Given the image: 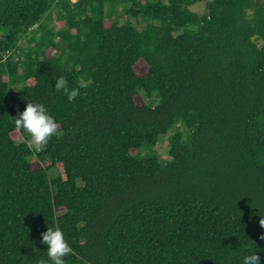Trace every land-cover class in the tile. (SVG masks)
Returning a JSON list of instances; mask_svg holds the SVG:
<instances>
[{"label": "trees", "instance_id": "obj_1", "mask_svg": "<svg viewBox=\"0 0 264 264\" xmlns=\"http://www.w3.org/2000/svg\"><path fill=\"white\" fill-rule=\"evenodd\" d=\"M47 228L65 264H264V0H0V264Z\"/></svg>", "mask_w": 264, "mask_h": 264}, {"label": "clouds", "instance_id": "obj_2", "mask_svg": "<svg viewBox=\"0 0 264 264\" xmlns=\"http://www.w3.org/2000/svg\"><path fill=\"white\" fill-rule=\"evenodd\" d=\"M54 88L57 91L68 93L70 102L79 95L76 89L68 91V82L63 77H58L55 80ZM13 121L17 129L28 133L36 145L46 147L50 139L57 133L56 118L40 102H28L24 111ZM41 244L46 246L47 259L41 260L39 264H65V257L72 252L65 233L60 228H47V231L42 234ZM243 264H260V257L254 251L243 257Z\"/></svg>", "mask_w": 264, "mask_h": 264}, {"label": "rangeland", "instance_id": "obj_3", "mask_svg": "<svg viewBox=\"0 0 264 264\" xmlns=\"http://www.w3.org/2000/svg\"><path fill=\"white\" fill-rule=\"evenodd\" d=\"M73 1L76 2L77 0H73ZM190 10H191L192 12L198 14V15H202V14L205 13V8H204V5H203V4L194 5V6H192V7L190 8ZM110 24H111V22L107 21L106 26H110ZM54 25H55V23H54ZM55 26H56V25H55ZM58 27H61V24L58 25ZM26 45H27V44H26L25 42H22V43H21V46H22V47H26ZM134 70H135V72H136L137 75H139V76H144V75L147 73V71H148V67H147V65H146L143 61H139V62L135 65ZM136 101L139 102V103H141V102H142V99H141L140 97H137V98H136ZM17 138H18V137H17ZM22 140H23V139L21 138L20 141H22ZM18 141H19V140H18ZM30 145H31L32 147H38V145H36L33 141L30 143ZM166 145H167L166 141H163V140L160 141V142L155 146V149H156L157 153L160 154V155H165L164 152H165V149H166ZM37 164H38V163H37L35 160L32 161V165H33L34 167L37 166Z\"/></svg>", "mask_w": 264, "mask_h": 264}]
</instances>
